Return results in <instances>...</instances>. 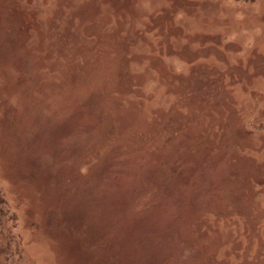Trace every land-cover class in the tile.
<instances>
[{
	"label": "rangeland",
	"instance_id": "374dc122",
	"mask_svg": "<svg viewBox=\"0 0 264 264\" xmlns=\"http://www.w3.org/2000/svg\"><path fill=\"white\" fill-rule=\"evenodd\" d=\"M0 188L20 264H264V0H0Z\"/></svg>",
	"mask_w": 264,
	"mask_h": 264
},
{
	"label": "trees",
	"instance_id": "16d2710c",
	"mask_svg": "<svg viewBox=\"0 0 264 264\" xmlns=\"http://www.w3.org/2000/svg\"><path fill=\"white\" fill-rule=\"evenodd\" d=\"M17 221L0 188V264H20L23 253Z\"/></svg>",
	"mask_w": 264,
	"mask_h": 264
}]
</instances>
